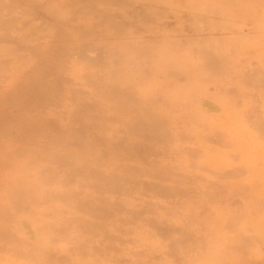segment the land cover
I'll return each mask as SVG.
<instances>
[{
  "label": "rangeland",
  "instance_id": "obj_1",
  "mask_svg": "<svg viewBox=\"0 0 264 264\" xmlns=\"http://www.w3.org/2000/svg\"><path fill=\"white\" fill-rule=\"evenodd\" d=\"M0 264H264V0H0Z\"/></svg>",
  "mask_w": 264,
  "mask_h": 264
}]
</instances>
